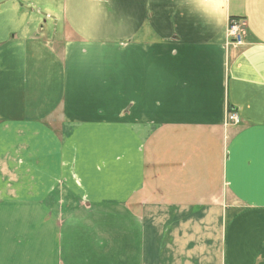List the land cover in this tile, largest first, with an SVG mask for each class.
I'll use <instances>...</instances> for the list:
<instances>
[{
    "label": "crops",
    "instance_id": "crops-1",
    "mask_svg": "<svg viewBox=\"0 0 264 264\" xmlns=\"http://www.w3.org/2000/svg\"><path fill=\"white\" fill-rule=\"evenodd\" d=\"M0 264H264V0H0Z\"/></svg>",
    "mask_w": 264,
    "mask_h": 264
},
{
    "label": "built area",
    "instance_id": "built-area-1",
    "mask_svg": "<svg viewBox=\"0 0 264 264\" xmlns=\"http://www.w3.org/2000/svg\"><path fill=\"white\" fill-rule=\"evenodd\" d=\"M226 39L230 44L242 46L244 43V22L240 19L230 18L226 27ZM228 120L235 123L238 117L232 112L229 114Z\"/></svg>",
    "mask_w": 264,
    "mask_h": 264
}]
</instances>
